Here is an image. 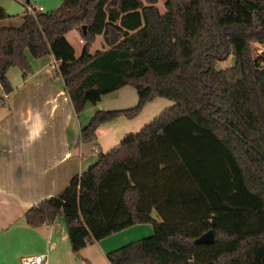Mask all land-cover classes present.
Listing matches in <instances>:
<instances>
[{
  "label": "trees",
  "instance_id": "1",
  "mask_svg": "<svg viewBox=\"0 0 264 264\" xmlns=\"http://www.w3.org/2000/svg\"><path fill=\"white\" fill-rule=\"evenodd\" d=\"M62 0L19 18L0 8V88L52 56L76 117L86 104L132 87L135 107L97 111L82 143L157 98L172 105L125 136L57 197L24 214L38 228L62 219L71 250L137 225L150 237L106 255L109 264H264V0ZM29 5L25 2L23 6ZM83 27L85 29H83ZM78 31L80 55L65 36ZM101 36L105 50L90 53ZM28 54V55H27ZM233 58V65L216 64ZM4 98L1 99L3 101ZM155 212L160 222L152 218ZM212 232L211 244H196Z\"/></svg>",
  "mask_w": 264,
  "mask_h": 264
},
{
  "label": "crops",
  "instance_id": "2",
  "mask_svg": "<svg viewBox=\"0 0 264 264\" xmlns=\"http://www.w3.org/2000/svg\"><path fill=\"white\" fill-rule=\"evenodd\" d=\"M61 1L0 0V8L10 17L19 18L24 14L20 3L28 2L47 13L59 7ZM3 22L9 23L2 21L0 25ZM72 34L79 40L80 36L77 31L65 36L73 48L68 38ZM28 61L31 73L19 77L20 71L11 76L8 71L13 91L3 96V101L0 96V264H20L24 257L43 254L48 256V264H109L108 253L153 234L152 227H130L88 245L76 256L65 222L57 219L31 228L25 224L24 214L40 202L59 196L74 177L84 173L89 156L95 150L102 151L101 137L111 150L130 131L128 127L140 128L144 122L110 121L97 129L92 142L82 143L81 128L73 123L75 114L63 81L53 69V57H28ZM160 99L153 102H165ZM169 106L163 103L160 109ZM152 218L160 222L155 212Z\"/></svg>",
  "mask_w": 264,
  "mask_h": 264
},
{
  "label": "rangeland",
  "instance_id": "3",
  "mask_svg": "<svg viewBox=\"0 0 264 264\" xmlns=\"http://www.w3.org/2000/svg\"><path fill=\"white\" fill-rule=\"evenodd\" d=\"M142 1H144V0H142ZM61 3H62V1H61ZM61 3H60V5H61ZM20 4L19 5L23 9V12H25L24 11L25 7L23 6L22 3H20ZM164 4H165V0H157V3L155 5L161 15L165 13ZM0 26H9V24L3 22V24L0 25ZM68 38H69V41L71 42V44L73 46V49L75 51V55L79 56L81 48H82L84 42L83 43H79L80 40H79V37L76 34L69 35ZM263 47H264L263 45L256 46V44L251 43V47L250 48H251V54H252L253 58H257V57H263L264 58V49H263ZM105 49H107V46L103 43V40H102L101 36H97L96 41L94 42V44L90 48V53L93 54L96 50H100L101 51V50H105ZM28 57H30V56L28 55ZM232 65H233V58L230 55L226 60L219 61L216 64V68H217V70H224V69H227L229 67H232ZM261 66L264 67V62L261 64ZM8 71H9V73H8L9 76H11V73L18 74V72H19V70L17 68H10ZM19 77H22L21 73H20ZM9 82H10L11 86L13 87L14 86L13 81L11 82L10 79H9ZM0 94H1L0 96L2 98L3 97L2 91L0 92ZM137 101L138 100H137V95H136L135 90L132 87H129V86L123 87V88H121L119 90H116V91L110 93V94L104 95L101 98V101L98 104H96V105L86 104L84 106L83 110L79 113L78 117L74 116L75 118L73 120V123H74L75 127H77V125H78L80 128H83L89 123L90 119L93 117V115L97 111H115V110L130 109V108H133V107L136 106ZM160 101H165V102H160L159 103V102H153L152 101L151 103L147 104L142 109V111L139 113V115L136 118L132 119V120L138 119L137 121L144 122V124L140 128H136V127H133V126L132 127H128L127 130H130V131H128L125 136H127L129 134L138 133L143 126H145L146 124L150 123L164 109L168 108V107H165L163 109H160L163 106V103H167V105H170V106L172 105V103L169 102L168 100L160 99ZM155 112H157V114L154 115L153 117H151L150 119H148L149 116H151ZM118 119H120V120H118ZM114 120H116V119H114ZM117 120L126 123V120H128V119H126L124 117H119V118H117ZM100 141H101V149H102L101 152H104V153L106 152L107 153L108 151H110L109 147H107V143H106V141H105V139L103 137H101ZM97 155H98V153H94L91 156H89L88 161L86 162V164H88V165L84 169V172L90 166H92L95 163ZM58 221L59 222H61V221L64 222L62 219H59ZM150 227H152V226L150 225ZM152 232H153V230H152ZM151 235H152V233L150 235L141 237V239L147 238V237H149ZM141 239H137V240H141ZM137 240H135V241H137Z\"/></svg>",
  "mask_w": 264,
  "mask_h": 264
},
{
  "label": "built area",
  "instance_id": "4",
  "mask_svg": "<svg viewBox=\"0 0 264 264\" xmlns=\"http://www.w3.org/2000/svg\"><path fill=\"white\" fill-rule=\"evenodd\" d=\"M24 4V2L22 3ZM25 7V12L23 15L25 14H33L35 13V11H39L41 12V9H37L35 7H32L30 5L24 6ZM80 43H83V41L80 39L79 41ZM264 49V47H263ZM53 69L57 71L58 69V62H56L55 60L52 63ZM97 151L95 150V153ZM48 256L47 254H43V255H34V256H29V257H24L21 259V263L20 264H48L47 262Z\"/></svg>",
  "mask_w": 264,
  "mask_h": 264
},
{
  "label": "water",
  "instance_id": "5",
  "mask_svg": "<svg viewBox=\"0 0 264 264\" xmlns=\"http://www.w3.org/2000/svg\"><path fill=\"white\" fill-rule=\"evenodd\" d=\"M83 29H85L83 27ZM213 242V234L212 232H208L204 235H202L198 240H196V244H211Z\"/></svg>",
  "mask_w": 264,
  "mask_h": 264
}]
</instances>
